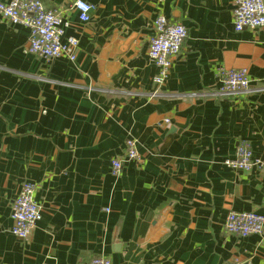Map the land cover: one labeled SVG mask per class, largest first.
<instances>
[{"label": "crops", "instance_id": "0c3cea01", "mask_svg": "<svg viewBox=\"0 0 264 264\" xmlns=\"http://www.w3.org/2000/svg\"><path fill=\"white\" fill-rule=\"evenodd\" d=\"M42 1L80 43L47 61L0 14V264H264V235L225 228L232 210L264 212V169L225 165L241 141L264 157V27L237 31L234 0H84L89 21L77 0ZM159 16L188 36L152 97ZM219 68H246L251 90L215 96ZM129 137L141 161L114 177ZM27 180L42 219L23 240L12 203Z\"/></svg>", "mask_w": 264, "mask_h": 264}, {"label": "built area", "instance_id": "2783aa9c", "mask_svg": "<svg viewBox=\"0 0 264 264\" xmlns=\"http://www.w3.org/2000/svg\"><path fill=\"white\" fill-rule=\"evenodd\" d=\"M80 13V19L89 21L94 5L84 0L73 4ZM0 14L13 25H23L30 30L27 50L47 61L65 57L75 60L79 39L74 35L65 36V11L59 8H48L42 0H9L0 1ZM234 27L237 31L264 27V0H234ZM155 34L152 36L148 56L157 68L154 77L155 90L152 97L161 95L172 65L173 57L180 53L188 36L187 27L181 22H173L165 16L154 21ZM221 86L214 92L215 96L230 97L248 93L251 90V79L246 68H219ZM168 123L169 119H164ZM141 161L137 139L129 137L125 142L122 155L112 159L111 175L118 177L125 162ZM225 165L235 171L264 169V157L254 154L250 143L241 141L234 157L227 158ZM37 187L32 181H24L12 203L13 226L11 232L18 238L27 240L37 223L42 219V207L35 200ZM225 228L229 234L237 237L264 235V212L256 210L228 213ZM88 264H113L110 258L100 256L92 258Z\"/></svg>", "mask_w": 264, "mask_h": 264}, {"label": "water", "instance_id": "95a60500", "mask_svg": "<svg viewBox=\"0 0 264 264\" xmlns=\"http://www.w3.org/2000/svg\"><path fill=\"white\" fill-rule=\"evenodd\" d=\"M243 264H247V263H243Z\"/></svg>", "mask_w": 264, "mask_h": 264}]
</instances>
